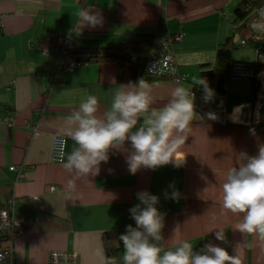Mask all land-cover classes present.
Returning a JSON list of instances; mask_svg holds the SVG:
<instances>
[{
    "label": "crops",
    "instance_id": "crops-1",
    "mask_svg": "<svg viewBox=\"0 0 264 264\" xmlns=\"http://www.w3.org/2000/svg\"><path fill=\"white\" fill-rule=\"evenodd\" d=\"M238 1L0 0V103L13 112L8 122L0 120V195L13 198L14 215L24 226L7 241L17 261L45 264L52 250H73L79 264H100L105 233L121 257L118 237L128 224L135 226L128 210L139 203L138 192L148 191L160 197L165 250L179 240L190 241L196 250L212 242L229 254L235 250L242 264H264V240L241 234L237 229L242 216L222 209V185L228 170L241 163L238 154L256 155L258 146L264 145V125L257 127L264 124V60L255 46L240 44L233 62L250 65L257 73L254 80L225 77L223 91L211 88L207 98L203 87H192L201 78V65L214 62L219 44L229 36L239 39L231 22ZM82 7L99 11L103 27H85L77 35L76 12ZM138 34L178 35L172 43L174 61L186 75L179 83L193 92L196 113L179 152L185 162L178 168L173 164L141 168L133 175L127 152L111 149L98 175L69 173L63 160L52 158L55 136L65 138V155L75 146L67 118L88 95L98 97L102 117L114 90L134 81L128 68L119 72L117 61L90 62L59 72L55 49L50 53L52 44L43 43L58 37L85 48H112ZM260 50L264 55V44ZM143 78L152 84V107H163L177 82ZM205 116L209 121L202 122ZM169 185L181 193L178 202L165 198V190L172 191ZM218 229L225 231L226 243L216 240Z\"/></svg>",
    "mask_w": 264,
    "mask_h": 264
},
{
    "label": "clouds",
    "instance_id": "clouds-1",
    "mask_svg": "<svg viewBox=\"0 0 264 264\" xmlns=\"http://www.w3.org/2000/svg\"><path fill=\"white\" fill-rule=\"evenodd\" d=\"M257 14L259 20L252 21L250 28L264 33V7L259 8ZM76 16L78 22L73 31L77 35H82L85 27H103L104 19L99 11L82 7ZM158 64L159 61L150 71ZM194 86L203 87L206 98L212 94L202 78L198 82L194 80ZM151 93L152 84L144 78L121 84L114 90L110 108L102 117L98 116V97L88 95L83 99L66 121L75 146L66 155L61 146L64 168L78 177L96 176L101 163L108 162L111 149L127 152L128 170L133 175L141 168L156 170L169 164L181 167L185 156L179 152L196 116L194 94L177 82L171 99L155 109ZM126 143H130V148H125ZM238 158L241 163L228 170L222 185V209L242 216L237 229L241 234L264 240V145L258 146L256 155L241 152ZM169 187L172 191L165 190V198L178 202L181 193L174 185ZM136 199L139 203L128 210L135 226L128 224L118 237L122 242V256H108L102 251L100 264H242L235 250L229 254L225 247L212 242L196 250L190 241L179 240L174 248L165 250L162 243L165 217L157 207L160 197L140 191ZM215 238L227 242L223 229L215 232ZM0 264H3V254H0Z\"/></svg>",
    "mask_w": 264,
    "mask_h": 264
},
{
    "label": "trees",
    "instance_id": "trees-1",
    "mask_svg": "<svg viewBox=\"0 0 264 264\" xmlns=\"http://www.w3.org/2000/svg\"><path fill=\"white\" fill-rule=\"evenodd\" d=\"M261 7H264V0L238 1L237 6L234 9L231 22L233 28L235 29V34L239 35L240 40H234L232 36L226 37V39L219 44L216 49L214 62L204 63L200 68V76L202 79L207 81L210 88H214L216 91H223V78L231 76L230 71L233 64V53L239 48L242 39L244 40V44H246V46H255L257 51L259 53L261 52L260 47L264 44V33L254 32L250 28L252 21L259 20L257 10ZM244 31H248V35L246 37L242 35ZM168 36L173 37V34H169ZM153 39L154 36L149 34H138L132 41L125 42L112 48H104L98 45L85 48L77 44L73 39H62L58 37L53 42L50 41V44H52L51 46L55 49V53L57 54L56 57L58 58L59 72L68 68L69 62L72 59L76 61L77 65H83L90 62L117 61L119 64V72L128 68L131 72L133 81L137 82L140 78L147 76L145 74L144 66L153 48ZM179 73L184 74L180 70ZM155 78L168 77L159 76ZM254 79L255 78H252L251 80ZM260 100L258 94L256 101ZM0 108L1 112L4 114L3 116H0V119L4 117H11L13 115L12 108L4 106L1 103ZM205 121H209L207 116L202 118V122ZM255 124L256 123L253 121L251 126ZM263 125V123H260L257 127L260 128ZM3 196L0 195V210L6 209L9 214H15L12 207L13 198L8 196V193ZM1 197H3V200ZM23 228L24 226L22 223V230ZM15 233L17 232L9 233L5 242L9 240L8 237L10 235ZM103 243L106 255L118 257L119 248L113 245L110 237L106 233L103 234Z\"/></svg>",
    "mask_w": 264,
    "mask_h": 264
},
{
    "label": "built area",
    "instance_id": "built-area-1",
    "mask_svg": "<svg viewBox=\"0 0 264 264\" xmlns=\"http://www.w3.org/2000/svg\"><path fill=\"white\" fill-rule=\"evenodd\" d=\"M2 17L0 14V28L2 27ZM172 38V39H171ZM178 38V35H173L169 37L168 35H159L153 39V48L151 53L145 63V74L150 77H159L166 76L173 81L183 82L186 78V75L180 74L179 69L174 61L172 54V43L175 39ZM50 44L49 41L43 43L44 47H47ZM242 45H244V40H241ZM42 45V46H43ZM257 51V48H256ZM257 55L260 60H264V55L257 51ZM159 61L158 66L154 67L151 72L150 69ZM76 61L72 59L69 62V69L75 67ZM230 75L239 79H252L256 78L257 73L255 70L250 67L245 62L236 61L233 62L231 66ZM263 84V83H262ZM264 88V84H263ZM263 90V89H262ZM260 90V92L262 91ZM262 93V92H261ZM255 119H258L256 116ZM1 121L8 122L10 117H4L0 119ZM256 121V120H255ZM63 145V152L65 148V138L60 136H55L53 149H52V158L53 160L60 161L61 159V146ZM10 169H17L15 166H11ZM51 189H55L51 187ZM22 231V222L17 219L14 214H9L6 209L0 210V254H3V264H24L21 261H17L15 258L14 249L11 243L5 242V239L9 233L21 232ZM45 264H79V255L76 251L73 250H52L49 253L48 260Z\"/></svg>",
    "mask_w": 264,
    "mask_h": 264
},
{
    "label": "rangeland",
    "instance_id": "rangeland-1",
    "mask_svg": "<svg viewBox=\"0 0 264 264\" xmlns=\"http://www.w3.org/2000/svg\"><path fill=\"white\" fill-rule=\"evenodd\" d=\"M56 38H57V37H56ZM56 38H52V37H50V41L53 42ZM52 51H53V47H50V53H52Z\"/></svg>",
    "mask_w": 264,
    "mask_h": 264
}]
</instances>
